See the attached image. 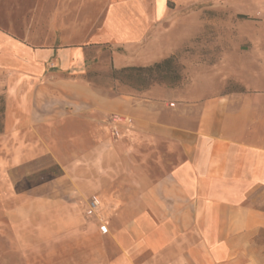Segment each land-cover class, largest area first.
I'll return each mask as SVG.
<instances>
[{
  "label": "crops",
  "instance_id": "obj_1",
  "mask_svg": "<svg viewBox=\"0 0 264 264\" xmlns=\"http://www.w3.org/2000/svg\"><path fill=\"white\" fill-rule=\"evenodd\" d=\"M195 1L110 0L87 47L68 43L85 25L63 16L44 46L0 29V264H264V21L222 24L211 63L186 51L201 27L176 16ZM104 44L115 69L176 55L183 80L98 87L83 75ZM42 157L62 173L16 190L10 172Z\"/></svg>",
  "mask_w": 264,
  "mask_h": 264
},
{
  "label": "rangeland",
  "instance_id": "obj_2",
  "mask_svg": "<svg viewBox=\"0 0 264 264\" xmlns=\"http://www.w3.org/2000/svg\"><path fill=\"white\" fill-rule=\"evenodd\" d=\"M109 2L110 0H0V29L18 39H29L32 36L31 38L36 41V45L44 46L48 35L47 23L52 18L55 20L56 17L63 16L70 24L79 22L85 25L83 28L84 35L70 38L68 43L87 47V37L102 22ZM170 6L174 8L176 3L170 2ZM181 15L186 16L189 21L201 27L196 30V35L186 47V51L194 52L197 50L196 52L199 54H211L212 60L208 61L211 63L217 62L216 59L220 53V44L217 38L220 36L222 24L239 21H264V11L232 12L227 10V7L222 5L220 0H212L210 3L204 0H196L190 9H182L180 13L176 14V16ZM60 29L58 24L54 31L59 33ZM207 32L211 33L213 38L212 45H204V37ZM247 44L242 45V48L247 49L249 47ZM207 47L210 50L206 51ZM115 49L112 44L88 47V65L86 66V73L83 75L86 81L115 93H143L157 85L175 87L183 80L185 65L176 55H171L168 58H172L173 65L178 67L179 79L173 78L172 73L166 72L163 75L167 77H156L155 81L150 80L148 85H144L141 80L130 76L128 72H116L119 69L113 68L111 59V54ZM153 64L140 67H148ZM229 89L241 90L243 88L236 84L231 85ZM3 131L4 100L3 96L0 95V134ZM59 167L48 157H42L33 164L14 168L10 172V178L16 182V190L24 192L32 186L55 179ZM8 229L9 226L6 225V231ZM10 241L11 236L6 237V246Z\"/></svg>",
  "mask_w": 264,
  "mask_h": 264
},
{
  "label": "trees",
  "instance_id": "obj_3",
  "mask_svg": "<svg viewBox=\"0 0 264 264\" xmlns=\"http://www.w3.org/2000/svg\"><path fill=\"white\" fill-rule=\"evenodd\" d=\"M168 69V70H167ZM116 72H128L130 76L137 77L138 80H141L144 85H148L151 81H155L156 77H167L163 73L170 72L173 74V78L179 79L178 67L173 65V59L168 58L162 62H157L152 66L140 67V66H129L119 69ZM62 173L61 168L59 167V172L57 176Z\"/></svg>",
  "mask_w": 264,
  "mask_h": 264
},
{
  "label": "built area",
  "instance_id": "obj_4",
  "mask_svg": "<svg viewBox=\"0 0 264 264\" xmlns=\"http://www.w3.org/2000/svg\"><path fill=\"white\" fill-rule=\"evenodd\" d=\"M96 207H97V202L95 200H92L90 202V210H89V212H92ZM101 229L103 231H106V227L105 226H102Z\"/></svg>",
  "mask_w": 264,
  "mask_h": 264
}]
</instances>
